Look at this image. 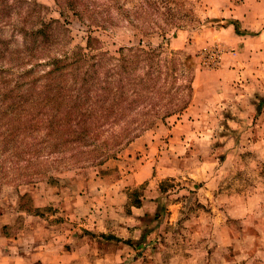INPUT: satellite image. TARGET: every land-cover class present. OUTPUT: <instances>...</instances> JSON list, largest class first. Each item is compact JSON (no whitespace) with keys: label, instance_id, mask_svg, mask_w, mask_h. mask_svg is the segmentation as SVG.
Masks as SVG:
<instances>
[{"label":"rangeland","instance_id":"1","mask_svg":"<svg viewBox=\"0 0 264 264\" xmlns=\"http://www.w3.org/2000/svg\"><path fill=\"white\" fill-rule=\"evenodd\" d=\"M86 1L84 21L63 0L8 1L9 17L0 16V109L21 105L29 91L37 103L56 65L98 52L119 58L128 47L158 53L157 85L171 86L167 99L183 108L115 116L99 136L109 138L110 152L124 142L125 127L153 122L113 157L102 146L73 150L85 151L75 153L84 166L50 153L45 130L17 136L9 144L16 148L0 154V254L32 252L44 241L53 245L51 264L68 261L66 251L71 264H264V67L245 58L247 77L233 80L223 58L238 50L199 47L229 22L244 34L232 6L149 0L157 12L144 15L145 6L136 21L140 0ZM43 19L50 38L35 47ZM130 90L116 91L110 104ZM33 143L46 148L28 160ZM79 201L88 213L73 211Z\"/></svg>","mask_w":264,"mask_h":264},{"label":"trees","instance_id":"2","mask_svg":"<svg viewBox=\"0 0 264 264\" xmlns=\"http://www.w3.org/2000/svg\"><path fill=\"white\" fill-rule=\"evenodd\" d=\"M0 1V16L9 17L10 13L5 7H10L12 4H8L9 0ZM140 1L143 4L139 5L134 13L136 21L141 19L137 14L142 13L145 6L144 15L148 11L154 14L158 8L157 4L152 6L149 0ZM63 2L79 20L84 21L83 14L88 12L89 2L86 0H63ZM55 3L60 4L59 0H55ZM40 24L41 26L33 33L38 39L34 44L32 41L35 47H43V43H47L50 38L49 29L46 30L49 23L43 19ZM119 53L121 54L119 58L109 57L110 60L104 59V52H98L97 56H91L92 58L84 57L85 54L75 56L72 62L62 66L56 65L49 70L48 73L55 71V74L49 77L50 83L44 84V87L37 92V103L32 99L33 92L29 91L23 96L21 105L0 109V154L16 148L12 146L19 142L17 136L23 134L25 137L34 138L36 132L41 129L45 130L48 138H52V142H49L52 147L50 153H58L61 161L71 160L74 164L84 166L87 164H79L80 158L76 159L75 153L85 151L80 149L78 152H73V150L102 146L107 151L106 156L113 157L124 144L139 136L153 122L149 120L133 130L125 127L124 142L115 143V150L110 152L109 138L100 141L99 136L107 130L103 125L115 123V116H126L145 109L153 112L151 117H156L161 109L162 113L168 115L183 108V104H173L167 99V96L171 95V86L165 88V84L157 85L154 66L157 52L140 47H128L120 49ZM70 80L71 82L68 83ZM141 85L150 86V90L143 94L141 89L137 88ZM123 90L130 91L121 96L116 106H112L110 100L115 96L114 93L122 91V94ZM110 137L114 135L111 133ZM10 142H13L12 146H9ZM71 144L75 145L71 146ZM45 148L46 145L36 146L35 143L27 145L25 150L29 151L27 159H33L39 153L37 151ZM0 168H3L2 163Z\"/></svg>","mask_w":264,"mask_h":264},{"label":"crops","instance_id":"3","mask_svg":"<svg viewBox=\"0 0 264 264\" xmlns=\"http://www.w3.org/2000/svg\"><path fill=\"white\" fill-rule=\"evenodd\" d=\"M227 2L232 6L233 17L235 15L239 19L241 29L245 30L244 34L236 32L233 23L229 22L224 27L210 29L209 37L201 39L202 43L199 44V47L224 43L226 47L238 50L234 54L229 52L224 56L225 64L222 69L226 70L225 73L230 74L233 80H243L247 77L245 58L249 61L253 59L257 60L259 71L260 67H264V60H262L264 59V0H227ZM209 25L212 28V24L210 23ZM223 33L228 34L229 38H224L222 36ZM249 56L251 57L249 58ZM73 211L76 214L79 212L81 215H84L88 213V208L84 203H80L79 201L73 208ZM38 244H40L39 249L34 250L38 247L32 248L34 250L32 252H25L26 248H17L12 250L14 253L10 251L1 253L0 264H51V257L48 256L46 250L53 245H46L44 241L43 243L38 242ZM55 248L58 249L57 246ZM34 252H38L39 254ZM63 254H67L69 262L57 261L58 264H71L70 253L66 251ZM37 259H40L42 262L34 263V261H38Z\"/></svg>","mask_w":264,"mask_h":264}]
</instances>
